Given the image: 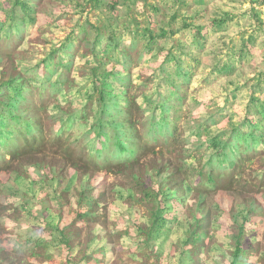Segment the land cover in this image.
I'll list each match as a JSON object with an SVG mask.
<instances>
[{
  "label": "rangeland",
  "instance_id": "374dc122",
  "mask_svg": "<svg viewBox=\"0 0 264 264\" xmlns=\"http://www.w3.org/2000/svg\"><path fill=\"white\" fill-rule=\"evenodd\" d=\"M8 14L0 83H24L43 136L3 148L0 264H232L239 245L264 264V140L232 146L250 119L264 132V0H0ZM100 82L134 155L97 153Z\"/></svg>",
  "mask_w": 264,
  "mask_h": 264
},
{
  "label": "trees",
  "instance_id": "16d2710c",
  "mask_svg": "<svg viewBox=\"0 0 264 264\" xmlns=\"http://www.w3.org/2000/svg\"><path fill=\"white\" fill-rule=\"evenodd\" d=\"M16 6H19L21 11H27L28 6L26 3L23 2H16ZM8 19L11 20V22L8 25V28H6L8 22L5 19H0V37L4 38H11L14 34L12 31V27H14L13 23V17L8 14ZM15 22V21H14ZM24 23L21 22L19 25H23ZM113 46L115 50L117 43H115V39L113 36L108 37L107 47ZM68 48V47H67ZM54 52L53 54H55ZM58 65H62V63H59ZM181 67L178 66L177 75L180 77H184L185 79H188L189 74L186 72H181ZM233 67L229 65H224L222 67V72L226 73H232ZM114 78L116 79V74H107L106 78ZM48 82H51L50 78L47 79ZM61 82H56L54 87L58 89V86ZM20 85L18 80H10L7 83H0V158L4 159V149L6 145H10L11 143H16L18 137L24 138V140H33L34 142L42 138L43 136V125L39 119L36 118L35 115L28 114L26 112H22L21 106L25 101L28 100V97L26 96L27 93L25 92V85L24 83H21ZM100 87H95L94 90H97L99 93L98 101L100 103L101 110L99 111V118L94 122V124L89 129L88 133L92 134V136L95 138V145L97 153L102 154L104 152L105 147L114 146L117 152H131V154H135V150L132 148H128L126 144L121 140L120 130H119V124L121 122L116 121V117H118L115 113L120 111V105L118 104V95L113 93V90L108 89L106 86V82H100ZM43 88V86L41 87ZM127 92L125 89L122 90L121 94L125 95ZM2 97L5 98V100H2ZM161 109V115L164 123L157 122L155 118L153 117L150 121V126L153 128V130H156L157 132L164 130L167 128V120H166V108L164 105L160 107ZM77 118H81V114L76 113ZM72 118H70L71 120ZM159 121V120H158ZM249 123L250 130L249 132H242L235 130L234 132V141L232 146L239 147L238 145L241 143L246 144L247 148H251L252 145H254L259 140H264V132H260L257 134V125L255 122L250 119L247 121ZM63 125L65 127H71V122L64 121ZM38 132L39 134L34 136ZM60 138V136H58ZM4 141V142H3ZM3 142V144H2ZM15 145V144H13ZM98 145V146H97ZM229 144H220V142H213L212 147L218 149V151H222L221 157L223 159H226L228 154L225 151ZM100 146V147H99ZM231 146V147H232ZM8 147V146H7ZM103 147V148H102ZM17 152V149H14L12 153ZM225 163V162H223ZM240 245L237 248L235 259L232 264H239L238 257L240 255Z\"/></svg>",
  "mask_w": 264,
  "mask_h": 264
}]
</instances>
